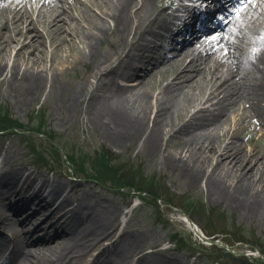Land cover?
Segmentation results:
<instances>
[{
    "label": "rangeland",
    "instance_id": "obj_1",
    "mask_svg": "<svg viewBox=\"0 0 264 264\" xmlns=\"http://www.w3.org/2000/svg\"><path fill=\"white\" fill-rule=\"evenodd\" d=\"M106 3V0L75 3L71 9L75 18L67 16L66 19L69 27L59 34L47 33L43 50L37 43L33 51L24 47L18 53L14 40H10V47L0 46V66L4 67L0 74V231L4 240L12 239L16 247L34 251L45 243L37 241V237H47L53 232L54 226L50 227L49 223L54 222L55 217L49 210L43 213L40 210L41 214L34 218L31 215L23 223L26 214L15 215L8 208V199L15 200L6 199L12 186L10 180L19 181L31 174L60 191L56 203L65 195L71 204L82 205L79 214L84 219L89 217L94 221L95 227L88 230L95 238L80 237L77 240L80 247L75 248L73 257L64 264H114L122 257L127 264H264L263 214L241 213L234 203L208 193L205 178L194 184L182 171L172 168L171 161L179 156L186 135L173 137L175 132L165 125L163 145L155 150L146 140L147 132L117 141L110 136L107 125L95 121L93 109L87 106L86 100L72 99L80 87L91 91L95 88L97 97L116 95L119 87L146 79L149 74L144 75L145 71H156L155 78L149 79L146 86L152 102L151 119L162 108V99L158 104L160 90L169 85L171 79L159 72L162 67L153 66L154 59L145 63L143 70L137 69L127 81L113 77L114 74L93 72V60L86 57L81 38L90 16L108 20L107 24L112 25L104 14ZM174 3L175 0H156L154 16H166V6ZM256 4V1L251 4L231 30H236L238 23L245 27L244 16L252 17ZM44 26L38 24L40 30ZM6 36L2 43H6ZM149 38L156 44L163 40L160 36ZM114 42V37L106 34L97 43L99 51L106 52L107 59L114 58L117 47ZM221 44L222 41H218L212 48ZM165 46H168L164 50L165 58L174 57L173 44ZM161 50L163 48L157 46L148 54L156 57ZM12 64L15 72L11 74ZM174 67V63L170 65L171 69ZM209 67L211 73L206 72L199 86L188 88L190 90L184 87L179 94V109L170 118L172 124L181 125L179 113L186 107L191 112L197 110L205 93L214 87L218 69L213 62ZM225 67L221 65L219 69ZM25 70L37 72L41 76L40 84L27 82L22 73ZM140 83L133 85L132 95L140 91ZM206 104L211 106V102ZM261 105L264 106V102ZM250 108V103L245 101L234 104L217 122L206 123L195 131L207 132L218 147L231 141L247 153L262 154L264 125L255 117L243 124L244 115H253ZM151 119L147 121L148 126L153 124ZM211 160L215 163V159ZM250 164L253 166V162ZM18 171L19 174L12 177ZM230 174L234 179L235 168ZM183 214L201 228L206 239L200 229L182 219ZM40 217L44 224L34 230V223ZM85 227H88L86 221ZM80 230L81 227L76 233ZM110 230L112 235H108ZM89 240L92 245L86 247Z\"/></svg>",
    "mask_w": 264,
    "mask_h": 264
},
{
    "label": "bare ground",
    "instance_id": "obj_2",
    "mask_svg": "<svg viewBox=\"0 0 264 264\" xmlns=\"http://www.w3.org/2000/svg\"><path fill=\"white\" fill-rule=\"evenodd\" d=\"M106 1L108 6L104 14L112 25L107 24L108 20H99L90 16L88 27L84 30V36L81 39L87 51L86 57H91L93 60L95 74H114L113 77H121L122 80L127 81L137 69L141 71L145 63H150L152 56L148 52L157 49V46L149 36L154 38L159 35V29L166 26L165 16H154L156 0ZM83 2L84 0H71V2L68 0H0V46L7 44L6 47H10V40H14L18 44V53L24 47L33 51L37 43H40V49L43 50L47 33L50 35L52 32L55 34L65 32L69 27L66 21L67 16L75 18L71 13L72 6L75 3L83 4ZM35 11L36 16L33 17ZM252 14L250 18L244 16L246 20L244 28L238 23L237 29L230 30L228 36L222 38V44L212 49V53L208 52L212 47L211 40L205 41L206 37L202 39V35L199 34H197L198 37L194 36V41L187 40V35L184 34L188 30L186 27L175 31L183 32L180 41H173L174 37H168L171 41L168 40L167 43L173 44L172 47L175 50L174 57L165 58L164 50L166 51L167 43H164L163 50L159 51L155 58L156 62L152 64L160 69L162 67L159 72L164 77L170 78L171 82L160 90L158 104L162 103L160 101L162 99L163 105L156 113L157 116L152 119L149 115L152 102L146 86L150 82L149 79L155 78L156 71H153L154 73L145 71L144 75L149 74L146 79H142L141 83L134 81L130 86L119 87L116 95L97 97L95 88L91 91L88 87L86 90L80 87L72 95V99L86 100L87 106L93 109L92 116L95 121L107 125L106 129L110 136L117 141L122 142L124 138L147 132L146 140L150 148L155 150L163 145L165 125L175 132L173 137L186 135L182 139L183 147L179 156L171 161L172 168L182 171L194 184L205 178L208 193L214 194L218 199L224 198L234 203L233 205L241 213H262L264 216V153H247L231 141L218 147L211 142L207 132L195 131L197 127L206 123L217 122L221 115L227 113L230 106L240 105L244 101L250 103V112L253 115H244L243 124H247L255 117L258 123L264 125V106L261 105L264 102V0H258ZM40 23L46 25L44 26L46 31L38 28ZM5 27L6 30H4ZM237 33H240V36ZM106 34L114 37V43L117 44L113 59H107L106 52L99 51L97 47L98 41ZM4 36H6V43L1 42ZM229 36L237 40L230 39ZM185 41L188 43L186 44ZM210 62L214 63L218 69L216 73L219 74L218 79L213 83L214 87L205 93L197 110L191 112L186 107L184 112L179 113L183 121L181 125L172 124L170 118L179 109V94L184 91V87L191 89L199 86L203 77L211 73ZM173 63L175 67L171 69L170 65ZM221 65L226 67L219 69ZM201 67L202 71L199 72ZM3 70L4 67L0 66V74ZM9 70L11 74L15 72L14 64ZM22 73L27 82L40 84L38 80L41 76L37 72L25 70ZM139 83L140 91L132 95L131 91ZM209 102L211 106H207L206 103ZM148 119L152 120L151 126L147 124ZM210 158L215 159V163ZM252 162L253 166L250 164ZM210 166L212 167L208 169ZM234 168L236 174L234 179H231L230 171ZM18 174L19 171L12 177ZM35 178L31 174H26L23 179L25 184L21 186L19 184L22 183L13 178L10 180L12 186L6 197H13L15 200L19 197L20 200L16 203L21 205L15 207L12 205L15 215L31 211L22 219L23 223L29 216L33 215L32 218H34L35 215L41 214L38 211L42 210L43 213L49 210V214L55 217V221L49 223V226H55V229L51 235L37 239V241H45L42 247H37L34 251L22 246L15 249L11 264H21V262L23 264L29 262L64 264L73 257L75 248L80 247L77 242L80 237L95 238L88 230V228L93 230L94 221L89 217L84 219V216L79 214L82 205L71 204L65 195L56 203L61 196L60 191L48 187L47 184L44 190L36 188ZM230 179L232 181L228 182ZM23 199L24 201L28 199L29 204L36 201L37 203L32 206L36 205L37 208L34 210L32 206L22 205ZM43 222L41 217L38 218L34 223V230L42 228ZM79 227H81L80 233H76ZM111 232L110 230L108 235H112ZM91 245L92 240H89L86 247ZM5 250L2 253H5ZM2 253H0V259L4 256ZM126 261L122 257L114 264H127Z\"/></svg>",
    "mask_w": 264,
    "mask_h": 264
}]
</instances>
